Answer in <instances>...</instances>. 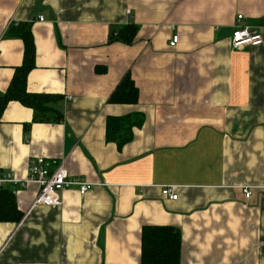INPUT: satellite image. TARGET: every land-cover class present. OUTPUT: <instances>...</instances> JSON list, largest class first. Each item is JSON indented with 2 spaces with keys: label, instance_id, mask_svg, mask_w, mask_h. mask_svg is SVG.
Here are the masks:
<instances>
[{
  "label": "crops",
  "instance_id": "1",
  "mask_svg": "<svg viewBox=\"0 0 264 264\" xmlns=\"http://www.w3.org/2000/svg\"><path fill=\"white\" fill-rule=\"evenodd\" d=\"M239 14L261 45L232 46ZM25 23L27 92L60 97L63 118L33 122L9 102L0 173L21 182L36 158L50 171L65 160L91 188L69 186L61 206L28 212L38 187H16L23 216L0 223V264H139L143 226L177 228L181 264H264V0H0V94L23 59L8 27ZM128 24L131 45L111 39ZM127 73L137 103L109 104ZM124 118L130 140L119 147L107 120Z\"/></svg>",
  "mask_w": 264,
  "mask_h": 264
},
{
  "label": "trees",
  "instance_id": "2",
  "mask_svg": "<svg viewBox=\"0 0 264 264\" xmlns=\"http://www.w3.org/2000/svg\"><path fill=\"white\" fill-rule=\"evenodd\" d=\"M137 31L138 28L135 25L128 24L119 28L116 33H112L111 39L123 45H131ZM7 37L20 39L24 50L21 65L14 69V75L8 88L0 94V119L7 104L16 101L33 111V122H61L62 113L54 106L61 99L60 97L31 94L26 89L27 75L34 68L35 56L30 24H18L16 26L11 24L7 30ZM137 99L138 90L127 73L111 93L108 103L134 105L137 103ZM52 101H55L54 104ZM117 120H107L106 139L109 142H116L117 146L120 147L130 140L132 126L128 125V118ZM118 129L119 134L112 137L114 131ZM22 216L23 213L17 209L14 189L7 185L0 187V223H18ZM180 249L181 234L177 228L172 226H143L141 228L139 264H181Z\"/></svg>",
  "mask_w": 264,
  "mask_h": 264
},
{
  "label": "built area",
  "instance_id": "3",
  "mask_svg": "<svg viewBox=\"0 0 264 264\" xmlns=\"http://www.w3.org/2000/svg\"><path fill=\"white\" fill-rule=\"evenodd\" d=\"M39 21H43V16L38 17ZM30 22L32 20H29ZM243 16H236V24L231 33V44L234 48L240 49L246 46L256 47L262 44V36L252 27L242 24ZM177 36H173L170 46L177 43ZM34 184L38 187V192L34 197L28 212L34 207H59L62 204L60 193L64 189L72 185L78 186V191L83 196L90 188L91 184L79 179H72L65 167V160H62L53 171L49 170L48 164L42 157L34 159L28 167V175L23 181H18L13 174L0 173V187L10 185L16 192V187H27ZM161 194L171 201L177 199L173 186H166L162 189ZM243 194L249 198L251 192L248 188H243Z\"/></svg>",
  "mask_w": 264,
  "mask_h": 264
}]
</instances>
